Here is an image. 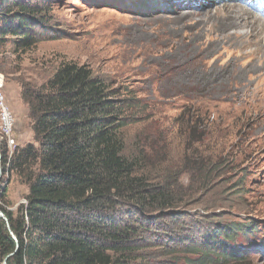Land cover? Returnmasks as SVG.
Segmentation results:
<instances>
[{
  "label": "rangeland",
  "instance_id": "rangeland-1",
  "mask_svg": "<svg viewBox=\"0 0 264 264\" xmlns=\"http://www.w3.org/2000/svg\"><path fill=\"white\" fill-rule=\"evenodd\" d=\"M231 1L52 0L65 37L19 56L9 46L0 55V86L15 120L13 157L35 144L21 82L40 87L62 62L87 65L141 100L140 120L123 130L126 153L152 146L146 162L152 179L181 172L188 191L172 211L190 215L185 227L197 216L210 217L214 228L248 226L251 232L234 245L249 257L247 264H264V40L231 8L245 7L263 24L264 14ZM0 173V193L7 192L16 214L27 205L29 186L8 167L0 165ZM157 225L164 235L155 236L165 239L188 231ZM149 260L170 264L160 256Z\"/></svg>",
  "mask_w": 264,
  "mask_h": 264
},
{
  "label": "trees",
  "instance_id": "trees-1",
  "mask_svg": "<svg viewBox=\"0 0 264 264\" xmlns=\"http://www.w3.org/2000/svg\"><path fill=\"white\" fill-rule=\"evenodd\" d=\"M52 12V0H0V55L9 46L19 56L62 40ZM21 89L35 144L11 160L6 143L0 147V165L29 186L16 214L0 193L8 220L0 218V264H151L150 256L170 264H247L234 244L248 226L214 228L210 217L197 216L185 227L190 215L172 211L188 191L181 172L152 179L146 162L153 147L126 153L123 130L144 110L134 92L74 61L62 62L40 87L21 82ZM160 222L188 231L177 239L155 236L164 235Z\"/></svg>",
  "mask_w": 264,
  "mask_h": 264
},
{
  "label": "bare ground",
  "instance_id": "bare-ground-1",
  "mask_svg": "<svg viewBox=\"0 0 264 264\" xmlns=\"http://www.w3.org/2000/svg\"><path fill=\"white\" fill-rule=\"evenodd\" d=\"M252 4V3H251ZM233 11H235V13H238V17L241 21L244 22V25L251 30L252 34L255 35H260L261 38L264 40V24L263 22H261L260 18L257 16V13H253L250 12L249 9L245 8V7H239V8H235L232 7L231 8ZM258 12V11H257ZM236 16V15H235ZM237 17V16H236ZM235 17V18H236ZM246 29V28H245ZM248 35V34H247ZM0 134L2 136V141L0 140V142H4L7 145V149H8V153H9V149H10V141H8V136H7V128L6 127H2L1 126V131ZM3 144V143H2ZM14 153H10V157L9 160L12 159Z\"/></svg>",
  "mask_w": 264,
  "mask_h": 264
},
{
  "label": "built area",
  "instance_id": "built-area-1",
  "mask_svg": "<svg viewBox=\"0 0 264 264\" xmlns=\"http://www.w3.org/2000/svg\"><path fill=\"white\" fill-rule=\"evenodd\" d=\"M0 122L2 127L7 128L8 141H10L9 157L10 153H14L16 144L15 138V120L12 115V110L7 103L6 96L0 86Z\"/></svg>",
  "mask_w": 264,
  "mask_h": 264
},
{
  "label": "water",
  "instance_id": "water-1",
  "mask_svg": "<svg viewBox=\"0 0 264 264\" xmlns=\"http://www.w3.org/2000/svg\"><path fill=\"white\" fill-rule=\"evenodd\" d=\"M0 175H1V173H0ZM0 218L3 219L8 224L7 218L5 217V215L1 211H0ZM14 239L16 240L15 237H14Z\"/></svg>",
  "mask_w": 264,
  "mask_h": 264
}]
</instances>
